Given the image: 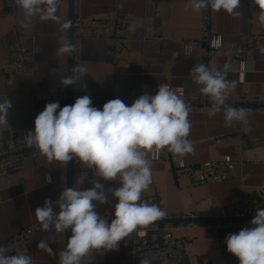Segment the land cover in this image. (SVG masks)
Here are the masks:
<instances>
[{
	"label": "crops",
	"instance_id": "crops-1",
	"mask_svg": "<svg viewBox=\"0 0 264 264\" xmlns=\"http://www.w3.org/2000/svg\"><path fill=\"white\" fill-rule=\"evenodd\" d=\"M80 1L83 25L80 69L84 75L79 83L71 85L72 90L88 96L131 98L140 94L143 85L158 87L167 84L171 89L181 88L187 94L195 95L199 85L192 81L189 73L195 64L200 63L205 49L200 42L201 11L192 10L191 0ZM74 3L75 0H60L56 15L61 23L42 21L35 16L27 24L34 33L26 30L21 39L28 50L36 47L42 50L34 77L17 74L9 68L13 47L17 43L13 31L16 23L13 19L0 22V102L8 98L12 104L8 124L0 125V144L8 141L10 132L27 134L34 131L36 116L52 102L39 100L36 96L57 92L60 77L73 74L76 67L70 55L63 57L57 50L61 46V24L73 19ZM3 7L4 0H0V10ZM236 11L240 14L234 17L224 10H212V32L222 37L225 48L238 45L242 35L256 34L263 29L259 15L264 10L255 0H240ZM125 13L134 16V40L116 52L92 22ZM20 14L21 21L22 9ZM187 46L192 48V57L184 55ZM245 67L244 72L239 71L229 55H219L209 64L211 71L227 73L226 78L230 81L228 97L239 98L247 91L251 98L264 99V60L256 56L246 62ZM209 113H189L191 129L188 139L194 144V152L185 155L186 163L200 166L231 158L233 176L224 183L211 181L205 186L191 188L187 180L177 181L168 161H151L148 154L152 188L146 196L156 197L163 211L194 213L206 220L217 218L223 211L231 214L235 209L256 204L252 199L253 192L264 186V114L247 112L250 131H245L240 122L225 127L223 113L215 116ZM241 132L243 137L240 139L224 143L216 141L222 136ZM47 176L51 177V183L47 182ZM94 180L104 184L108 199L106 204L97 202L96 211L103 218L114 216L117 200L107 190L120 187L119 181H105L95 176L94 169H88L84 163L81 173L75 176L71 161H49L45 156L26 161L18 174L4 177L0 182V245L4 246V242L31 225L39 224L34 210L42 206L46 198L57 200L64 187L89 189ZM239 231L199 229L178 232V237L193 240L188 256L181 264H239L238 259L227 251L225 243L230 233ZM70 232H52L51 235L42 231L18 254L30 255L33 264H59V252L65 248ZM50 236L54 240L48 241L56 252L54 256L37 247L41 239ZM132 246L133 235L130 233L119 243L118 250L91 249L83 257L82 264H140L145 257L151 264H163L155 255L134 258Z\"/></svg>",
	"mask_w": 264,
	"mask_h": 264
},
{
	"label": "clouds",
	"instance_id": "clouds-1",
	"mask_svg": "<svg viewBox=\"0 0 264 264\" xmlns=\"http://www.w3.org/2000/svg\"><path fill=\"white\" fill-rule=\"evenodd\" d=\"M15 2L23 12L22 27L31 23L35 16L42 21L61 23L56 15L60 0ZM255 3L264 10V0H255ZM239 6L240 0H191L193 11L210 7L234 17L240 14L236 11ZM259 22L264 24V11L260 12ZM61 26L68 29L70 21ZM57 52L71 55L75 46L64 40ZM184 55H191V50H186ZM72 71L73 74L61 78L63 86L79 83L84 75L83 69ZM77 71L81 75H75ZM189 75L201 86V94L212 101L210 116L223 111L225 127L240 122L245 131H250L247 111L226 105L230 84L226 72H213L206 64L197 63ZM11 107L8 98L0 102V125L8 124ZM189 111L190 106L167 84L158 85L155 95L143 93L130 106L116 98L100 109L93 106L88 95L76 98L74 105L61 107L58 101L45 105L35 118L34 131L25 135L27 144L34 146L49 161L78 159L88 169H94L95 176L120 183V187L107 190L117 200L110 222L96 211L97 202L108 203L105 186L98 180H94L89 189L64 187L57 200L46 198L42 206L35 208L39 230L54 234L71 231L65 248L59 252V264H81L91 249L118 250L119 243L138 226H147L165 215L157 205L141 200L142 192L152 182L147 157L151 153L155 158L165 147L174 157L194 152V144L188 139ZM46 180L50 183L51 177L47 176ZM250 225L225 238L227 251L238 259L239 264H264V208L255 211ZM49 240L54 241L52 236L41 239L37 247L54 256L56 252ZM8 253V247L0 245V264H33L30 255ZM140 264L151 262L145 257Z\"/></svg>",
	"mask_w": 264,
	"mask_h": 264
},
{
	"label": "built area",
	"instance_id": "built-area-1",
	"mask_svg": "<svg viewBox=\"0 0 264 264\" xmlns=\"http://www.w3.org/2000/svg\"><path fill=\"white\" fill-rule=\"evenodd\" d=\"M81 1L75 0L74 13L72 22L68 29H63L61 33V44L64 40L69 41V32L72 30V44L75 46V52L72 53L73 65L80 69L81 64V43H82V12ZM200 42L205 49L200 58V63L208 66L210 62L219 55H229L233 58V62L238 66L239 71L244 72L246 62L254 57H260L264 60V24L261 32L256 34H245L241 36L238 45L225 48L221 36L212 32V10H200ZM20 9L15 0H4V7L0 10V22L4 19H13L15 21L14 33L17 35V43L13 47V58L9 64V68L17 74L23 76L34 77L39 67V61L42 50L38 47L28 50L27 45L21 36L23 32L30 31L34 33L33 28L27 26L22 27L20 24ZM92 26L98 29L103 38L110 42L116 52L122 51L129 46L134 40V16L131 13L121 14L112 19H95ZM186 50L192 48L187 46ZM67 54L62 55L63 57ZM186 56V55H185ZM80 72L77 71V76ZM59 80V90L50 95H38L39 100L58 101L60 106L74 105L76 98L83 96L78 90L70 89V86H63L61 78ZM200 85L195 95H189L184 89H171L176 92L189 106V113H205L211 111L212 101L209 97L201 94ZM157 86L143 85L141 92L135 97L124 96H90L93 106L102 109L103 105L109 100L119 98L127 105H131L135 99L147 92L149 95H155ZM226 105L237 109H245L250 113L264 114V99L251 98L246 91L239 98L227 97ZM223 113V111L219 112ZM25 132L15 134L10 132V138L7 142L0 144V182L4 177L18 174L23 164L32 159L39 158L42 155L34 146H29L25 139ZM243 133L229 134L218 138L219 143L228 142L234 138H242ZM151 161L159 162L166 160L169 162L171 169L177 179L181 182L187 180L191 188L207 185L209 182L224 183L229 181L233 176L234 162L231 158H227L224 162H206L200 166H192L186 163L184 157H174L168 151L167 147L159 150L158 155L154 158L149 153ZM72 174L78 176L82 171V162L78 159L71 161ZM48 182V181H47ZM49 183V182H48ZM51 183V182H50ZM152 188V184L141 194V200L149 204H155L159 207L156 197L146 196V192ZM252 199L255 205H248L235 209L231 214L223 211L220 216L213 219H202L194 213H170L163 211L165 215L147 226H138L133 232L132 256L143 257L155 255L163 264H181L188 256L192 245V239L188 237H178V232H186L188 230H241L243 227H251L250 221L254 218L255 211L264 208V186L254 190ZM111 219L114 216H106ZM40 225L34 224L22 230L15 237L4 242V246L9 249V255L18 254L25 245L37 239ZM51 235L52 232H50ZM71 236V235H70ZM83 263V258L81 264Z\"/></svg>",
	"mask_w": 264,
	"mask_h": 264
},
{
	"label": "water",
	"instance_id": "water-1",
	"mask_svg": "<svg viewBox=\"0 0 264 264\" xmlns=\"http://www.w3.org/2000/svg\"><path fill=\"white\" fill-rule=\"evenodd\" d=\"M70 22H72V19L70 20ZM70 43H72V30H70ZM70 59L72 60V54L70 55ZM70 89H72L71 85H70ZM70 105H72V104H70ZM70 235H71V232H70Z\"/></svg>",
	"mask_w": 264,
	"mask_h": 264
}]
</instances>
